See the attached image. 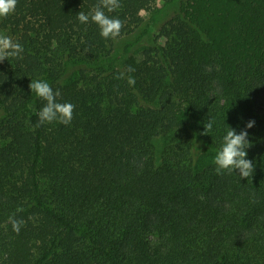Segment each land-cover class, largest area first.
Masks as SVG:
<instances>
[{
  "label": "trees",
  "instance_id": "trees-1",
  "mask_svg": "<svg viewBox=\"0 0 264 264\" xmlns=\"http://www.w3.org/2000/svg\"><path fill=\"white\" fill-rule=\"evenodd\" d=\"M96 3L0 18L23 47L0 62V264H264V0H120L115 39L79 22ZM31 80L75 106L69 125L37 126ZM249 121L253 174L218 175Z\"/></svg>",
  "mask_w": 264,
  "mask_h": 264
},
{
  "label": "clouds",
  "instance_id": "clouds-1",
  "mask_svg": "<svg viewBox=\"0 0 264 264\" xmlns=\"http://www.w3.org/2000/svg\"><path fill=\"white\" fill-rule=\"evenodd\" d=\"M17 0H0V18H7L8 15L15 11ZM120 0H97V3L92 12L85 14L79 12L77 18L80 23H88L89 20L96 24L100 30L101 37L108 39H115L120 35L123 23L118 18H112L105 14L114 12L120 8ZM23 53V47L20 43L14 42L11 37L0 35V62L8 58H20ZM129 71L134 69L129 68ZM121 73L119 78H123ZM128 84L134 85L135 80L128 77ZM31 93H35L37 97L46 103L38 113L39 125L45 123L59 122L63 125H69L73 118L74 105L71 103H59L57 97L60 95L59 91H53L52 87L44 81H32L29 84ZM214 121L209 120L205 125V133L207 134L213 127ZM254 121H249L245 129H242L239 134L236 130L230 128L223 137L222 145L214 157L215 171L218 175L227 171L229 174L236 173L239 170L238 176L240 179H248L253 174V162L246 159L247 151L250 147V141L247 139L249 133L247 129L254 126ZM12 230L17 234L23 225V220H16L10 217Z\"/></svg>",
  "mask_w": 264,
  "mask_h": 264
},
{
  "label": "rangeland",
  "instance_id": "rangeland-1",
  "mask_svg": "<svg viewBox=\"0 0 264 264\" xmlns=\"http://www.w3.org/2000/svg\"><path fill=\"white\" fill-rule=\"evenodd\" d=\"M167 14V9L165 8L163 11H161L158 15L160 22L163 20L164 16ZM0 35H6L5 31L0 27ZM261 107V112H264V100L263 98H260L258 103L256 104V107Z\"/></svg>",
  "mask_w": 264,
  "mask_h": 264
}]
</instances>
